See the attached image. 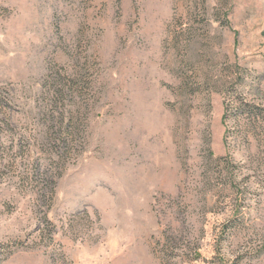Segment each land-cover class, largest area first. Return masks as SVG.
<instances>
[{"label":"rangeland","instance_id":"rangeland-1","mask_svg":"<svg viewBox=\"0 0 264 264\" xmlns=\"http://www.w3.org/2000/svg\"><path fill=\"white\" fill-rule=\"evenodd\" d=\"M0 264H264V0H0Z\"/></svg>","mask_w":264,"mask_h":264},{"label":"trees","instance_id":"trees-1","mask_svg":"<svg viewBox=\"0 0 264 264\" xmlns=\"http://www.w3.org/2000/svg\"><path fill=\"white\" fill-rule=\"evenodd\" d=\"M225 115H226V110H225Z\"/></svg>","mask_w":264,"mask_h":264}]
</instances>
